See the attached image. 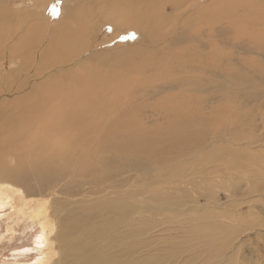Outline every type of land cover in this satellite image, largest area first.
<instances>
[{"label":"bare ground","instance_id":"obj_1","mask_svg":"<svg viewBox=\"0 0 264 264\" xmlns=\"http://www.w3.org/2000/svg\"><path fill=\"white\" fill-rule=\"evenodd\" d=\"M64 2L50 24L41 13L0 0V208L15 199L28 205L57 185L66 193L69 182L89 178L100 200L75 215L98 219L91 228L95 240L115 237H107L106 248L89 254L86 264H152L194 250L196 263L228 264L222 249L212 251L227 243L221 231L189 215L184 222L193 228L181 224L164 234L171 243L162 252L142 256L152 240L143 238L138 205L131 201L145 191L137 184L149 176L133 172L175 163L178 177L171 183L189 184L195 176L211 181L239 168L250 174V193L264 192V36L242 46L226 38L220 0ZM229 6L254 17L245 25L235 22L232 34L264 35V0ZM130 29L138 39L123 41ZM220 46H235L236 56ZM4 62L15 66L1 68ZM187 165L192 168L185 173ZM170 179L164 172L155 187ZM31 202L41 206L43 199ZM52 229L43 228L36 239L49 255L25 264L69 262L53 258L61 233ZM182 238L203 242L191 248Z\"/></svg>","mask_w":264,"mask_h":264},{"label":"rangeland","instance_id":"obj_2","mask_svg":"<svg viewBox=\"0 0 264 264\" xmlns=\"http://www.w3.org/2000/svg\"><path fill=\"white\" fill-rule=\"evenodd\" d=\"M11 1L13 9L23 7L34 10L36 13H41L43 20L51 22L50 24H53L54 20L50 21L48 18L55 16L57 19L60 13H63L62 8L66 5L64 0H48L46 5H36L31 0ZM235 2L237 0H220L219 5L222 7L219 11L221 16L220 26L223 28V34H226L225 37H233L236 41L234 44L240 46L243 43L249 44L248 42L252 40V37L261 39L260 37H263V34L254 36L245 31L240 36H236V33L232 34L235 22L245 25L254 18L251 17L248 20L247 14H239L236 9L229 6V3L233 4ZM255 17H257V14H255ZM112 30L111 26L106 27L103 34L108 36ZM47 34H49V29L46 30L44 36ZM137 39L138 32L135 29H130L122 36L123 41H135ZM233 47L235 46H220V50L223 54L232 53L236 56V49ZM40 49H37L36 57ZM12 66L15 65H12V63L1 64V68L6 69H10ZM194 158L195 155L190 156V162ZM174 164L151 168L149 171L142 170V168L134 170V175L149 176L148 180L137 184L139 188L142 187L145 191H140L139 193L142 194L137 196L134 201L130 200L129 195L124 196L127 203L131 201L138 205L139 220L141 224L143 223L142 231L146 232L143 238L152 240L149 246L141 249L142 256H146L148 251L153 252L155 249L161 251L162 248L168 246L171 242L166 240L164 234L174 229L181 230V224H185L186 230L193 228L189 223L184 222V217L189 215L191 221L195 223L199 221L201 226H204L205 223V226L212 224L216 229L215 231H221L220 234L227 239V243L212 251L222 249L223 258L230 259L228 264H264V192L250 193L248 191V176L250 174H244L242 169L236 168L228 172L215 173L218 176L213 177L211 181L195 176L192 183L173 184L171 180L178 177L172 170L176 168L173 167ZM182 164L186 165L188 163L185 161ZM191 168V165H187L183 171L188 173ZM217 168L219 166H216L215 171H220ZM164 172L170 174L172 179L166 181L162 187H155ZM84 181V183L79 180L69 182L65 185L68 190L66 193L59 192V186L57 185L52 195H47L46 192L39 195L35 194L29 199L28 205L23 206L15 199L11 205L0 208V264L31 263L37 257L49 255V250L41 247L40 242L36 241L43 228L48 230L53 227L52 231L55 230L56 234L61 233L60 240L61 238L66 239L65 242L54 241L53 245L59 247L55 250L56 254L53 258L55 260L60 259L61 256L68 258L69 262L67 264H75V262L86 264L90 260L89 254L100 252V248H106L109 242L105 239L107 237L112 239L115 234L104 235L95 240L91 228L98 224V219L96 222L94 218L84 219L75 215V212L79 210L90 208L89 205L96 202L98 198L97 194L92 193L91 188L94 182L89 178ZM134 185L136 186V184ZM127 187L128 185L125 186V188ZM35 198L43 199L41 206L31 202ZM175 201H179L178 205L174 203ZM75 218L78 219L75 220ZM201 220L202 222H200ZM169 226L173 228L166 230ZM54 232H52V235H56ZM179 240H183L184 244L189 245L191 248L198 242H203L189 238ZM79 243L81 245L78 247L77 244ZM86 246H90L91 249L80 254L82 248ZM71 247L77 249L73 251ZM171 247L174 249L178 247V244L174 243ZM171 247H169L170 250ZM196 252L194 250L188 254L186 253V255L185 253L175 254L174 256L167 255L170 260L153 262L152 264H200L201 261L196 263V260L193 259ZM203 258L204 255L200 256V259ZM224 262L227 263L223 259H214L208 264H224Z\"/></svg>","mask_w":264,"mask_h":264}]
</instances>
